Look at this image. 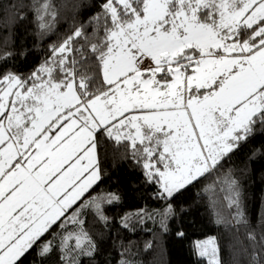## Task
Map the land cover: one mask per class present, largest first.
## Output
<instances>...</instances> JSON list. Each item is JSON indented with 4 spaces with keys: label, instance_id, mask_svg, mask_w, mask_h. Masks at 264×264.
Returning a JSON list of instances; mask_svg holds the SVG:
<instances>
[{
    "label": "snow or ice",
    "instance_id": "1",
    "mask_svg": "<svg viewBox=\"0 0 264 264\" xmlns=\"http://www.w3.org/2000/svg\"><path fill=\"white\" fill-rule=\"evenodd\" d=\"M101 9L90 34L76 28L31 73L0 72V264L33 253L44 264L57 249L60 264L93 255L86 212L107 222L103 205L120 199L92 195L102 142L124 146L158 186L163 223L172 200L264 130V0H105ZM34 11L49 30L51 0ZM220 183L247 225L239 182L229 171ZM196 247L220 264L215 237Z\"/></svg>",
    "mask_w": 264,
    "mask_h": 264
},
{
    "label": "trees",
    "instance_id": "2",
    "mask_svg": "<svg viewBox=\"0 0 264 264\" xmlns=\"http://www.w3.org/2000/svg\"><path fill=\"white\" fill-rule=\"evenodd\" d=\"M38 2L42 0H2L0 72L29 74L50 55L51 46L76 28L83 26L90 34L89 21L102 11L105 0H51L56 17L49 21V30L38 27L34 11ZM6 53H11L7 59ZM100 170L101 181L92 195L115 193L120 199L103 205L107 222L87 210L84 229L95 241L96 251L80 257V264H209L196 247L208 237L216 239L220 264H264V130L257 128L223 167L172 200L173 214L163 223L161 213L168 201L157 199L158 186L145 180L142 167L124 146L102 142ZM229 171L239 182L240 209L247 225L237 222V209L228 206L227 193L222 191L220 180ZM209 186L215 190H206ZM249 233L255 240L248 238ZM58 255L59 250H54L44 264H60ZM34 257L35 253L24 264H41Z\"/></svg>",
    "mask_w": 264,
    "mask_h": 264
},
{
    "label": "rangeland",
    "instance_id": "3",
    "mask_svg": "<svg viewBox=\"0 0 264 264\" xmlns=\"http://www.w3.org/2000/svg\"><path fill=\"white\" fill-rule=\"evenodd\" d=\"M208 238H210V237H208ZM208 238H206V239H204V240H201V241H199V242L205 241V240H207ZM198 253H199V249H198ZM204 257H206L207 259L210 260V257H209V256H204Z\"/></svg>",
    "mask_w": 264,
    "mask_h": 264
}]
</instances>
